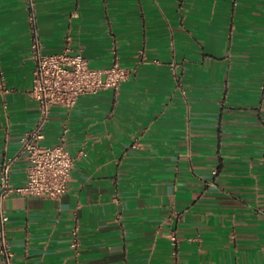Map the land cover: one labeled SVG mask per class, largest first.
<instances>
[{
    "label": "crops",
    "instance_id": "0c3cea01",
    "mask_svg": "<svg viewBox=\"0 0 264 264\" xmlns=\"http://www.w3.org/2000/svg\"><path fill=\"white\" fill-rule=\"evenodd\" d=\"M35 1L46 53L70 42L135 71L53 107L43 143L75 166L60 199H6L15 261L264 264V0ZM31 25L27 0H0V176L16 158V186L40 119Z\"/></svg>",
    "mask_w": 264,
    "mask_h": 264
},
{
    "label": "built area",
    "instance_id": "2783aa9c",
    "mask_svg": "<svg viewBox=\"0 0 264 264\" xmlns=\"http://www.w3.org/2000/svg\"><path fill=\"white\" fill-rule=\"evenodd\" d=\"M33 33L32 56L35 61L34 79L30 95L40 106L38 124L22 138L23 150L28 155V177L22 186L14 185L12 170L16 158H7L0 176V232L2 264H19L8 241L9 215L5 201L17 193L25 197H52L60 199L67 194L72 178L75 158L65 143L47 145L45 129L51 120L55 105L73 107L82 95L97 93L103 89H118L135 71L116 62L107 68H94L83 51L75 50L69 42L57 53H46L41 39L36 1L27 0ZM144 57V53H141ZM159 62V61H157ZM173 237V244H178ZM79 227L72 231V246H81Z\"/></svg>",
    "mask_w": 264,
    "mask_h": 264
}]
</instances>
